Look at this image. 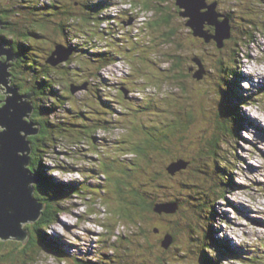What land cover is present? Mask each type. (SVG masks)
I'll use <instances>...</instances> for the list:
<instances>
[{
  "label": "rangeland",
  "instance_id": "obj_1",
  "mask_svg": "<svg viewBox=\"0 0 264 264\" xmlns=\"http://www.w3.org/2000/svg\"><path fill=\"white\" fill-rule=\"evenodd\" d=\"M54 1L43 0V3ZM99 1L66 0L77 18L76 24L67 26L72 31L63 36L58 27L63 25V19L53 10L55 15L51 14L47 20L58 30L47 28L30 39L29 53H38L42 65L49 66L46 65L59 85L56 89L70 83L72 88H79L72 97H67L65 115L71 116L67 112L69 106L86 108L87 103L89 109L87 112L85 109L84 115L91 120L104 117L110 122L105 132L104 129L96 132L94 141L87 136L75 143L63 137L62 145L49 150L40 148V172L51 178L49 189L56 193L53 204L59 206V211L55 223L40 234L45 246L38 243L31 253L34 260L26 262L25 255V261L21 260L20 264H130L142 251L141 239L152 242L151 254L161 259V263L164 259L165 264H207L202 260V252L208 254L206 250L214 258V262L208 264H264V0H193L192 9L198 14L197 20L192 22L197 32L209 33L206 15L210 12L215 13L214 18H221V24L227 22L226 28L229 25L231 41L238 43L231 45L228 39L219 40L223 43L221 47L216 41L217 46L211 40L205 43V34L197 33L194 37L175 19L170 28L177 30L161 46L162 35L170 33V29L155 25L159 16L153 10L144 9L145 0H104L110 4H99L102 8L96 7ZM16 4L25 5L15 0H0L1 7L12 8ZM30 4L33 12L27 11L15 19L16 33L25 29L24 19H28L31 26L41 23L40 16L35 15V12L40 14L37 8L40 5ZM86 4L88 8L83 9ZM173 4V0L166 3L169 17L173 15ZM250 9L254 10V18L249 17ZM47 12L50 11H44ZM124 14L131 16L127 22ZM9 15L14 20L12 13ZM91 30L94 33L89 35ZM213 36L216 37L217 32L214 31ZM89 38L93 44L87 42ZM63 44L65 47L58 55V47ZM68 45L80 46L78 52L73 53ZM0 46L8 49L2 43ZM83 47L89 50V54L85 53L87 57L83 56ZM111 52L108 60L103 59ZM100 54L99 63L92 60L94 55ZM171 55L182 57L177 60L181 61L183 76L173 73L170 64L165 62ZM28 57L33 58L32 54L25 53V58ZM193 57L198 58V67L190 62ZM16 60L8 61L5 55L0 56V63L10 65L8 73L15 69ZM222 69L224 74L220 72ZM91 71L97 75H89ZM91 75L96 77L95 81L89 79V85L81 84L83 78ZM243 82H248L249 87H242ZM181 83L185 85L184 90L179 87ZM8 84L17 89L18 95H25L11 80ZM121 84L127 89L126 98L118 93ZM0 87L4 95L5 87L2 84ZM63 87L59 90L62 96ZM91 93L100 94L107 101L106 108L110 109L114 102L124 111L116 108L117 114L109 110L105 114L106 108L99 107L97 97L90 96ZM32 100L33 96L31 105ZM41 103L44 107L52 104L45 98ZM5 104L6 97L0 108ZM108 114L110 116H106ZM171 116L182 118L167 119ZM50 118L53 119L52 115ZM227 119L232 120L228 127L233 134H220L215 125L226 124ZM81 129L88 130L84 126ZM178 129L182 133H177ZM168 131L172 140L170 145L162 147L170 149L171 154L148 151L151 154L148 170L141 155L134 158L129 154L138 153V144L144 145L145 141L150 144L146 139L137 143L136 137L149 138L154 147L159 148V141L169 135ZM213 135H218L216 143ZM176 159L188 164L178 163ZM104 161L108 169L102 171ZM174 162L177 163L173 169L177 170L172 174L178 175L175 178L165 171ZM157 169L162 171L157 172ZM156 175L160 184L167 181L170 185V180L175 183L181 180L195 185L190 192L192 198L206 195L209 199L206 206L198 210L190 205L192 199L190 204L182 202L179 207L169 203L166 218L152 216V221L154 218L171 233L173 224H179L174 241L179 250L175 244L170 250L161 249L151 236L152 223L148 221L143 223V237L136 238L133 224L120 215L124 198L117 195L119 189H129L131 184L139 193L148 187L151 194H161V189L151 183L152 176ZM3 252L1 249L0 255ZM149 260L146 264H155L152 256ZM0 264L4 262L0 260Z\"/></svg>",
  "mask_w": 264,
  "mask_h": 264
},
{
  "label": "trees",
  "instance_id": "obj_2",
  "mask_svg": "<svg viewBox=\"0 0 264 264\" xmlns=\"http://www.w3.org/2000/svg\"><path fill=\"white\" fill-rule=\"evenodd\" d=\"M17 1H18V3H21V2L25 3V5L16 4L12 8L10 6V7H4L2 9H0V22H1V25H0V43H2V45L5 46L6 48H12L13 47L12 48V50L14 49L13 52L18 56L16 66H15V73L12 69L9 70V73L11 75L10 80H11L12 84L14 86L19 87L21 94H30L31 93L33 95V100H32L33 105L32 106L34 109V111H33L34 115L32 114L30 121L33 122L34 124H36V126L39 128V133H38V135L28 137V140H29L30 145L32 147L31 153L29 156L30 157V164L28 167H29V170L33 174L37 175L40 178L39 183L34 185V189H35L34 197L38 200V202H40L41 204H43L45 206V209L41 213V216H40L38 221H36L35 223L28 224V225L24 226V228L29 233V240L26 244H22V243L20 244L19 243V246H18V245H16V242H14V241H6V242L0 241V250L1 249L4 250L3 254L0 255V260L3 261L4 264H17V263L20 264L21 260L25 261V255H26V262H27V260H29V261L34 260V257L31 253H34V250L38 246V243L41 242V245H44V243H46L41 239L40 234L43 231H45L47 228H49L52 224L55 223V220H56V217H57V214L59 211L58 210L59 206L53 204V202H54L53 199L56 198V193H54L52 190L49 189V187H50L49 183H51V178L46 176V174L43 171L40 172L39 167H42V159L39 156L40 148L49 150V149L54 148L56 145L57 146L62 145L63 137H67V138H69L70 141H73L75 143L82 142L87 136L89 139L93 140L95 138V134L97 131H99L100 129H104V132H105L107 130L106 125L110 122V121H108L107 118H104V117H100V118H96L95 120H91L86 115H84L85 109H86V112L89 109V106L87 105V103L84 104V106L86 108H80L79 106L77 108L76 107L71 108V106H69L70 108L68 109L67 112L71 116L69 117L68 115H65V111H66L65 104L68 102L67 97L70 98L74 94L72 92L73 89H72L71 83L66 84L65 85L66 87H63L61 85V89L63 87V96H62L59 93V90H61V89H59V90L56 89L57 87H59V85H58V83H56L54 81L55 77L51 74L50 69H48L49 66L47 64L46 65L48 67L44 64L42 65V63L39 61L41 58L40 57H39L40 59L38 58V55H39L38 53H35L33 51H31V53H29L30 52L29 44L31 45L30 39H32V38L34 39L36 37L35 33L42 32L43 30L47 31V28H52L54 31H57L58 27L63 31V36L66 35L69 31H72V29L68 28L67 26H70L73 23L76 24L77 18L75 16L74 12L72 11V9L69 7V5H67L66 0H55L54 3L53 2L43 3V0H17ZM176 1L177 0H173V2H174L173 5H175L176 7L174 6L172 8L173 15L171 17H169L166 14L167 10L165 8L168 0H145L144 9H147L150 11L153 10L155 12V15L159 16V20L155 23V25L157 27L164 26L167 30L170 29V33L165 34V32H164V35H162L161 46H164L163 42L166 41L167 39L171 38L170 35L174 34L175 30H177V29L170 28L171 25L174 23L173 19H175L177 21V23H180L183 26H185V29H189L188 30L189 33H191L194 37H197L195 35V29L187 25L189 18L180 15V13H182L184 10L177 6ZM99 2L100 3H98L96 6L99 8H102V6H101L102 3H104L106 5L110 4V2L107 3V1H104V0H100ZM30 3H32V4L36 3V4L40 5L39 7H37V6L36 7L39 8L41 12H40V14L35 12V15L40 16V17H44V18H49V16H51V14L55 15V13H56V15H58L60 17V19H63V25L61 26V24H60L57 28H54L53 24L49 25V22H46V20H45L43 23L33 25L30 28H27L25 26L24 27L25 29H22L21 33H16L17 31L15 28L18 26V23L15 21V19L18 16L15 17L14 12L16 15H19L20 13L26 14L27 11H32V6ZM99 4H101V5H99ZM79 5L82 8L81 2H79ZM88 6H89L88 4L84 5L83 9H87ZM77 7H78V5L76 6V9H77ZM47 9H50V10H47ZM89 9L92 11V9L90 7H89ZM53 10H55L56 12L53 13ZM44 11H50V12H47V14H46V13H44ZM9 13H12L14 20L9 15ZM253 13H254V10L250 9L249 17L252 16L254 18ZM124 15L126 16V14H124ZM5 16H7V18ZM51 21L53 22L52 19H51ZM3 22L6 24H3ZM99 23H100V21H99ZM99 23L97 24V28H99ZM207 25L208 24L206 23V26ZM149 26H152V23H150ZM208 26L210 28H208V27H206V28L209 29V34L213 35L214 31H215V27L210 26V25H208ZM11 27H12V29H11ZM92 33H94L93 30H91L88 34L91 35ZM19 36H20V38H18ZM110 36H112V35L110 34ZM231 38H232V36L230 35V38L227 40V41H229V43L231 45L238 43L235 40L231 41ZM203 41L205 43H208V42H206L205 39H203ZM211 41L215 42V40L213 38H211ZM87 42L90 44H93V42L91 41L90 38L88 39ZM215 45L217 46L216 42H215ZM225 45H226V42H224V46ZM61 46H63V48L65 47L64 44ZM68 47L71 50L78 52L80 46L77 47L74 45H68ZM32 49L34 50L35 47ZM53 49L51 50V53H52ZM25 53L26 54H32L33 58H29V57L25 58ZM85 53L89 54V50H87L85 47H83V56L87 57L88 55H85ZM94 56L92 57L93 58L92 60H94L96 63H99V59H101L100 58L101 54L100 55H94ZM105 56L106 57H104L103 59L108 60L112 56V52H111V54H105ZM178 58L182 59V57H178L176 55H171L170 59H168V61H165V62L170 64V69L173 73L176 72V73H179L177 76H183V74L180 73L181 61L177 60ZM197 59H198L197 57H193V58H191V61H190V62H193L192 65L195 67H198L200 65L196 61ZM220 72L222 74H224L225 70L222 69ZM88 73H89V75L90 74H94L95 76L97 75L96 72H92V71L88 72ZM76 75L80 76L78 74H76ZM194 75H193V77H194ZM16 76L20 77V80H21V82L23 81V83H21L18 79H16L15 78ZM80 78H82V76H80ZM95 78L96 77H93V75H91L90 77H85V78H83V81L81 82V84L87 83L89 85V83L87 81H89V79H92V81H95ZM92 86H93V84H92ZM123 86L124 85L121 84V88H117V89L119 90L118 93L120 94V96L126 98L125 94H126L127 89H125ZM179 87L182 90H184V88H185L184 83H181V85H179ZM46 91L48 92L46 95L47 97H45V95H44V94H46ZM91 94L92 95H90V96H94V98L97 97L99 107H102L105 110L106 105H107V101L102 99V97L100 95L101 92H100V94L97 93V95H96V93H95V95H94V93H91ZM108 97L111 99L110 100L111 102L114 101L113 98L109 94H108ZM4 98L5 97L3 96V99ZM43 98L49 99L52 104L47 105L48 107H44V105H42V103H41ZM61 99H63V100H61ZM68 104H69V102H68ZM117 105L118 104H114V102H113L110 109L106 108L105 114L109 113V111L113 114H117L118 110H116V108H120L121 111H124L122 107H118ZM109 106H110V104H109ZM183 107L186 110H188L185 107V105ZM180 110H182V109H180ZM62 113H63V115H62ZM50 115H52L53 119L50 118ZM59 115H62V116H59ZM34 116H35V118H34ZM106 116H110V115L108 114ZM186 116H188V117L190 116L189 110L186 111ZM71 117H72V119H71ZM233 117L237 118V115H233ZM170 118L176 119V118H182V117L171 116V117H168L167 119H170ZM237 120H239V119L237 118ZM73 121L75 123H73ZM76 121L77 122L81 121V123L78 124V123H76ZM233 121H236V120L233 119ZM224 122L226 124H222L223 123L222 122L219 125H217V124L215 125V127H217V128L219 127L220 134H226V132H228L229 134H233V132L228 127V123L232 122V120L227 119ZM103 123H105V125ZM70 124H72V125H70ZM182 125H183V123H182ZM83 126H84V128H87L88 130H86V131H83L82 129L79 130V128H83ZM179 128H181L180 125H179ZM237 128L239 130L240 126H238ZM177 133H182L181 129L180 130L178 129ZM167 134H169V131L167 132ZM175 135L177 136V139H178V135L177 134H175ZM133 136H135V134ZM145 139L148 140L151 145L145 141L144 145L138 144V146L136 147V151H138L137 154L136 153L133 154L132 151L129 152V154L132 155L134 158L135 157L138 158V154L141 155L143 157L142 160L145 163L146 168L151 165V161L149 159L151 154L149 155L147 153L148 151H155L154 154H160V155H164V154H161L162 151H164L165 154H171L170 149H166V148L162 147L163 145H168L170 143V141L172 140V137H170V134L163 136L162 140L159 141V144H160L159 148L154 147L153 142L149 138H145V137L144 138H137V137L135 138L137 143L139 141H142ZM174 140H176V139H173V141ZM213 140L216 143L218 141V135H215V136L213 135ZM91 144H92V142H91ZM117 151H119V150H117ZM176 161L178 163L182 162L181 164H186V163L188 164V162H186L185 160H182V159H176ZM177 162H174L170 167H168L165 170L170 177L173 176V178H175V176H178L177 174H175V175L172 174L173 171L177 170V169H173V165H175ZM103 163L105 164V166H104V169L102 171H105L108 169L107 168L108 165L106 166L105 161ZM123 165L125 166V164H123ZM148 169H149V167L147 168V170ZM217 169H219V168L217 167ZM223 169L224 168H221V170H223ZM159 171H162V170L157 169V172H159ZM179 171H181V170H179ZM179 171H177V172H179ZM216 173H218V172H216ZM152 177L153 178L151 180V183L154 184L153 186H155L156 188L161 189V194H151V192L148 191V187H147L145 189V191H140L142 194H144V195H142L141 193H139L138 189L133 188L131 184L128 185L129 189L126 188L124 191L119 189L120 192L117 195H119L121 198H124L122 200L123 211L121 212L120 215L125 219H129L130 222L133 224L132 226H133V228H135V230L132 229V232L135 233L136 238L137 237L138 238L143 237L142 229H143V223L144 222L148 221V223H152V226L150 227L151 236L153 235V237L156 238L155 240L158 242L161 249L170 250L172 248V246H174V244H175V248H176V243L174 241L176 239V232H178L180 230V227H179V224H177L175 222L173 224V227H171L172 232H173V233H171L170 231H166L160 225L159 222L155 221L154 218L152 221V216H154V215L157 216L158 218H159V215H164L165 218L169 215L168 213H165V212H163V214L159 213L156 210L157 207L162 205V204H169V203L170 204L174 203L177 206L178 205L180 206V204L182 202L186 203L190 199H192L193 200L192 203L190 204V201H189V204L192 205L193 208H196V210H198V208L201 209L202 207L206 206L209 199L207 198L206 195L203 198L201 197L200 199L192 198L193 196L190 195V192H192V189H195V185L186 184L185 181L178 180L177 183H175L174 182L175 180H170V182H169L170 185H167L168 184L167 181L165 184L159 183V181H158L159 176L158 175L152 176ZM104 178L107 179L106 176ZM119 183H121V182H119ZM140 185H141V182H140ZM181 187H184L183 191L179 190V189H181ZM115 188L117 189L116 186H115ZM175 190H177V191H175ZM193 192H194V190H193ZM198 196H201V195L198 193ZM198 200L203 201V204H199ZM195 201H197V202H195ZM206 235H207V233H206ZM210 236H212V233H210ZM170 237L172 240H170ZM147 238H149L148 235H147ZM168 241H170V245L168 247H165L164 244H165V242H168ZM139 242H140L139 246H140V249L142 251L140 252V255H138V257H136V259L133 260L130 264H146L145 261L146 260L150 261L149 259L151 258V256L153 257L155 264H165L164 259H162V263H161V259H159V258H157L151 254V247H153V245H150V244H152V242L150 240H147V242H146L145 240L141 239ZM133 243H134V241H133ZM136 245H138V244H136ZM176 249H178V247ZM206 252L209 254V252L207 250H206ZM149 253H150V255L148 256L149 259L145 260V256ZM208 254H205L204 252H202V260L207 264L209 262L212 263V261L214 262V258L211 256V254H209L210 256H208ZM26 262H24V264ZM82 263L83 264H90L87 262H82Z\"/></svg>",
  "mask_w": 264,
  "mask_h": 264
},
{
  "label": "water",
  "instance_id": "obj_3",
  "mask_svg": "<svg viewBox=\"0 0 264 264\" xmlns=\"http://www.w3.org/2000/svg\"><path fill=\"white\" fill-rule=\"evenodd\" d=\"M192 2L193 0H177L176 4L184 10L180 15L189 18L187 25L195 29V35H204L205 33L197 32L199 30L193 25L192 21L197 20L198 12L193 11ZM206 16L207 24L215 27L217 36L207 32L208 35L203 37L206 42L213 38L221 47L223 43L218 41L229 39L231 35L229 25L228 28L225 27L227 19L221 16L226 20V24H221L219 16L214 18L215 13L210 12ZM62 49L63 46L59 45L58 55ZM11 52V48L3 49L0 46V56L5 55L8 61L16 59V55ZM8 67L10 65L0 63V85H4L6 97V104L0 108V126L5 128V131L0 133V241L26 244L29 233L24 226L38 221L45 209L34 197V185L39 183L40 178L29 170L31 147L29 141H26L28 137L38 134L39 128L30 121L33 113L30 103L32 95H18L16 88L9 87ZM72 89L74 93L79 88ZM167 206L168 204H162L156 210L159 213L170 212ZM169 245L170 241L164 244L165 247Z\"/></svg>",
  "mask_w": 264,
  "mask_h": 264
},
{
  "label": "flooded vegetation",
  "instance_id": "obj_4",
  "mask_svg": "<svg viewBox=\"0 0 264 264\" xmlns=\"http://www.w3.org/2000/svg\"><path fill=\"white\" fill-rule=\"evenodd\" d=\"M15 2H17V0H15ZM2 8H4V7H1V6H0V9H2ZM9 14H10V13H9ZM23 15H24L23 13H20L19 15H16L15 12H14V16H15V17H17V16H18V17H22ZM18 17H17V18H18ZM40 19H41V23H43L45 20H46V22L49 21V20H47V18H44V17H40ZM24 20H25V22H26V25H25V26H26L27 28H30L31 25L28 24L29 20H28V19H24ZM46 22H45V23H46ZM41 23H38V24H41ZM3 24H6V23L3 22ZM12 48H13V47H12ZM12 48H11V50H12ZM13 50H14V49H13ZM13 50H12V53L15 54V53L13 52ZM73 53H74V51H73ZM15 55H16V54H15ZM17 58H18V56L16 55V59H17ZM16 61H17V60H16ZM13 71H14V73H15V69H14ZM15 78L18 79V80L21 82L20 77L16 76ZM21 83H23V81H22ZM0 86H1V85H0ZM1 89H2V87H0V93H1ZM30 94H31V93H30ZM31 95H32V94H31ZM3 96L5 97V94H4V95H0V106H1V103H2V100H3ZM32 96H33V95H32ZM170 240H172L171 237H170Z\"/></svg>",
  "mask_w": 264,
  "mask_h": 264
},
{
  "label": "clouds",
  "instance_id": "obj_5",
  "mask_svg": "<svg viewBox=\"0 0 264 264\" xmlns=\"http://www.w3.org/2000/svg\"><path fill=\"white\" fill-rule=\"evenodd\" d=\"M127 6H129V5H125V7H127ZM126 17H127V19L125 21L127 22L128 18L131 17V16H130V14H126ZM220 20H221V18H219V21ZM121 24H123V21H121ZM124 25H126V23ZM242 87L248 88L249 87L248 82H243L242 83ZM0 95H3V93H0ZM4 131H5V128L3 126H0V133H3Z\"/></svg>",
  "mask_w": 264,
  "mask_h": 264
},
{
  "label": "bare ground",
  "instance_id": "obj_6",
  "mask_svg": "<svg viewBox=\"0 0 264 264\" xmlns=\"http://www.w3.org/2000/svg\"><path fill=\"white\" fill-rule=\"evenodd\" d=\"M242 66V65H241ZM40 203V202H39Z\"/></svg>",
  "mask_w": 264,
  "mask_h": 264
}]
</instances>
